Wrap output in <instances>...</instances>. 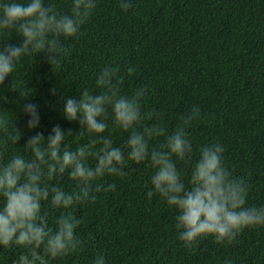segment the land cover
<instances>
[{"label":"trees","instance_id":"obj_1","mask_svg":"<svg viewBox=\"0 0 264 264\" xmlns=\"http://www.w3.org/2000/svg\"><path fill=\"white\" fill-rule=\"evenodd\" d=\"M46 3L59 13L71 9V0ZM130 5L123 11L119 0H97L79 37L61 38L64 51L56 67L50 69L43 54L21 58L0 84V114L21 135L16 145L0 147V160L17 152L27 156L26 140L37 132L47 135L53 124L71 129L65 141L70 148L93 139L60 109L65 97H78L83 88L96 91L95 75L115 65L123 75L122 95L144 89L136 130L158 124L165 131L149 139L150 147L162 145L191 117L185 133L192 157L176 162L186 184L198 146L216 143L225 167L248 186L246 206L264 205V0H130ZM18 40L15 32L0 33V47ZM25 101L39 104L36 128L26 126ZM108 123L104 135L123 148L128 133L112 125L110 113ZM152 171L148 161H126L119 175L95 181L100 185L95 200L70 209L80 220L76 233L82 246L64 257L42 256L41 264H91L97 253L107 264H264V226L245 228L231 242L218 243L210 235L191 245L179 241L176 210L159 194L145 195ZM49 183L76 190L67 173ZM42 211L51 222L61 210L43 202ZM24 251L0 246V264H14Z\"/></svg>","mask_w":264,"mask_h":264},{"label":"clouds","instance_id":"obj_2","mask_svg":"<svg viewBox=\"0 0 264 264\" xmlns=\"http://www.w3.org/2000/svg\"><path fill=\"white\" fill-rule=\"evenodd\" d=\"M96 6L97 0H71L70 12L59 13L46 0H0V33L15 32L19 37L16 44L0 47V84L21 58L30 54H43L50 69L58 66L64 51L61 38H78ZM130 6V0H119L123 11ZM122 81L119 66H106L95 75L96 91L83 88L78 97L63 99V118L76 121L78 130L93 139L70 148L65 141L71 129L53 124L47 135L37 132L26 140L27 156L17 152L0 160V246L25 250L14 264H41L42 256L58 258L78 250L83 243L76 233L80 220L71 207L95 200L93 192L100 190L95 181L108 174L119 175L126 161L149 162L153 171L145 195L159 194L176 210L174 227L184 245L209 235L218 243L231 242L245 228L264 226V205L246 206L248 186L225 167L219 144L199 145L187 184L181 179L176 162L189 161L193 153L185 133L191 117H184V127L167 134L162 145L150 147L149 139L165 136V131L158 124L136 130L142 119L144 89L122 95ZM50 94L55 95L56 90L50 89ZM21 111L27 116L28 129L39 125L38 103L25 101ZM109 113L112 125L128 133L123 148L113 146L112 139L104 135ZM20 135L0 114V147L16 145ZM90 156L95 160L91 165ZM65 173L75 182V191L66 192L49 183ZM43 202L61 210L54 221L42 211ZM91 264H107V260L97 253Z\"/></svg>","mask_w":264,"mask_h":264}]
</instances>
